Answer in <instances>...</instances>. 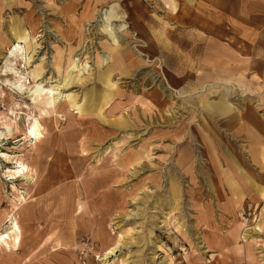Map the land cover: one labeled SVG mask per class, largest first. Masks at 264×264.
Segmentation results:
<instances>
[{"label": "rangeland", "instance_id": "rangeland-1", "mask_svg": "<svg viewBox=\"0 0 264 264\" xmlns=\"http://www.w3.org/2000/svg\"><path fill=\"white\" fill-rule=\"evenodd\" d=\"M64 1L63 16L40 0L0 4V216L18 194L13 183L29 197L21 247L0 244V264H264V158H253L246 131L208 105L225 98L238 126L249 113L264 124V0H81L73 6L84 26L81 43L57 32L60 25L69 34ZM113 4L122 16L114 25L126 29L117 31L109 60L116 87L100 109L98 74L108 66L97 58L107 55L110 39L99 17ZM31 20L38 22L37 45L23 68L8 61L10 44L2 42ZM70 52L90 65L82 81L64 88L84 112L55 117L50 110V132L34 145L25 134L38 116L33 81L23 80L28 87L20 92L9 66L23 73L39 66L46 84L62 83L53 56ZM213 58L225 60L224 69L204 66ZM3 115L19 129H2ZM186 153L189 171L181 166ZM18 157L40 165L33 180L10 177ZM171 182L179 187L177 204L168 203ZM76 198L82 210L73 216ZM72 217L75 248L54 250ZM8 226L3 221L0 231Z\"/></svg>", "mask_w": 264, "mask_h": 264}, {"label": "bare ground", "instance_id": "bare-ground-1", "mask_svg": "<svg viewBox=\"0 0 264 264\" xmlns=\"http://www.w3.org/2000/svg\"><path fill=\"white\" fill-rule=\"evenodd\" d=\"M69 9L67 12H71V17L67 20L68 21V31L69 34L65 32V29L58 25L57 32L61 37L65 39H73L78 43H81L85 39L84 34V26L81 23H78V18L74 15V9L72 5H68ZM118 4L110 5L107 9L103 10L100 15V25L101 30L105 33L110 39V45L106 46L107 48V55L102 56L101 58H97V61L101 63V66H108L107 69L99 71L98 79L100 82L105 86L99 92V99L101 101L102 109L104 106L110 104V100L113 95V89L116 87V84L112 80V74L114 71V63L109 60H113V53L119 47V38L117 35V31H125L126 24H120L118 27L114 25V21L120 20L122 16L119 15L117 12ZM14 33L12 34L13 41H3L2 44L9 45L8 49V61L11 63H15V61L20 60L23 63V68L26 65L30 64L31 56L29 52L35 49L37 45V30H38V22L35 20H31L28 24V27H14ZM24 44V45H23ZM261 53L255 52L254 62H258ZM81 59L77 56H73L70 52L66 58H62L61 56L54 55L52 66L54 67L56 73L61 76L62 75V83H55V84H46V81L41 78L42 75V68L35 66L34 68L30 69L23 73L20 69H18L15 64L9 66V70L15 73L18 76L15 84L17 89L20 92L25 91V88L28 87L23 80H26L28 77L32 78L33 86L28 87L30 88L31 97L34 102L35 109L38 110V116L33 115L29 121L27 126V130L25 132L26 137L30 138L36 145L39 143L49 132L50 128L47 123L46 117L50 110L53 111L55 117L63 116V113L67 109L76 110L79 114H83L84 107L81 102L78 100L77 95L71 93H65L64 88H67L71 83L75 81H82L81 73L83 71H88L90 65L88 61L82 63L80 62ZM225 61V60H224ZM224 61L220 62L216 58H213L211 62L204 61L206 63L204 66L211 68L212 72H219V67L224 69ZM227 63V62H225ZM225 96V95H224ZM63 100V101H61ZM209 107L220 109L223 113H226L229 116L230 123L236 126L235 128L239 127V129H244L249 136V138L253 141L251 154L252 157L257 159L264 158V145H260L262 143L260 140L264 138V127L263 122L259 121L256 116L252 113H249L247 118L245 119V123L242 124L240 122L238 126V120L235 116H233L231 112V106L228 104L226 99L220 98L218 102L212 103L208 102ZM46 116V117H45ZM2 129H7L10 133L12 128L15 127L19 129L18 124L16 121L12 120L11 118L4 116L2 118ZM5 134V131L0 130V137ZM6 158H9L7 153H3ZM189 155L186 153L182 156L181 166L186 170L189 171ZM16 166L14 169L8 167V173L11 178L22 177L26 180H33L35 178L34 175L39 174V167L40 165L36 162L29 163L23 157L15 158ZM43 159L41 158V165L43 164ZM177 183L171 182L170 187V199L168 203L177 204V196L179 193V187L176 185ZM231 189L235 190L239 188L237 185L230 184ZM12 189L16 193H18L11 203V208L8 212L1 214L0 216V226H2L3 221L8 223V229L5 231H0V244L3 249L11 251V250H18L22 244V228H21V208H25L28 204L29 197L22 195L19 192L18 187L16 184H12ZM259 190L262 195H264V187L259 186ZM227 205L228 207L234 209L236 206V202L232 201L227 197ZM80 210H82V204L79 198H76L73 202V208L71 214L74 216ZM203 218L207 222V226H210L209 223L211 222L212 216L209 215L208 212L204 211L202 213ZM70 224L67 226L66 229H62V231L55 236L54 239V250L58 249H72L75 248L76 242L73 235L74 230V223L73 217L70 219ZM205 224V223H204ZM127 230L121 231L119 233V240L124 239V234ZM115 246L106 252V256L111 254L115 250Z\"/></svg>", "mask_w": 264, "mask_h": 264}, {"label": "crops", "instance_id": "crops-1", "mask_svg": "<svg viewBox=\"0 0 264 264\" xmlns=\"http://www.w3.org/2000/svg\"><path fill=\"white\" fill-rule=\"evenodd\" d=\"M35 1L37 2V0H0V4H18V5H23L25 3L28 2H32ZM43 4H48L49 6H51L52 8H50V10L56 15V16H63L65 14V11L62 10V5L65 3L64 0H40ZM69 1L68 3H70V5L75 6L79 3H81V0H67ZM56 5V7H54ZM75 10V9H74ZM68 13V12H67ZM68 14H71V12H69Z\"/></svg>", "mask_w": 264, "mask_h": 264}]
</instances>
